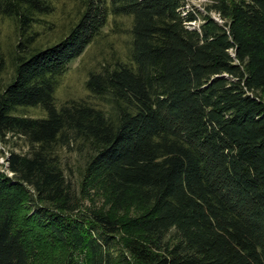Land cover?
<instances>
[{
    "label": "trees",
    "instance_id": "16d2710c",
    "mask_svg": "<svg viewBox=\"0 0 264 264\" xmlns=\"http://www.w3.org/2000/svg\"><path fill=\"white\" fill-rule=\"evenodd\" d=\"M53 3L0 0L18 37L0 83V264H29L24 221L69 244L61 264H264V0H209L206 13L80 0L64 35L37 46ZM110 21L127 58L87 86L114 111L58 105L60 76ZM70 139L92 148L79 190L62 162ZM89 186L107 197L100 211L82 207Z\"/></svg>",
    "mask_w": 264,
    "mask_h": 264
},
{
    "label": "rangeland",
    "instance_id": "374dc122",
    "mask_svg": "<svg viewBox=\"0 0 264 264\" xmlns=\"http://www.w3.org/2000/svg\"><path fill=\"white\" fill-rule=\"evenodd\" d=\"M209 0H186V8L190 10L199 9L206 13L205 5ZM80 0H54L53 13L41 16L40 21L34 23V30L38 33L35 38V45L46 46L55 42L64 35L68 27V17L74 15V10ZM212 16L221 21L216 13ZM193 26L196 23H192ZM115 22L110 21L103 28L106 37H99L88 45L85 51L76 59L72 60L64 73L59 78L56 90V101L62 105L70 100L87 101L93 105L104 107L106 111H114L113 101L103 99L96 95L87 86V80L91 72L102 73L106 67H112L117 60H125L128 55V35L123 32H114ZM16 24L10 17H0V50L4 59L2 71L0 72V83H7L14 73L13 57L17 54L18 37L15 34ZM64 31V32H63ZM25 53V52H24ZM108 97V95H107ZM28 113L37 116L43 113L40 107L30 108ZM18 140V139H17ZM17 144V143H14ZM20 145H15L17 151L27 150L24 141ZM13 145V141H11ZM5 154L9 153V147L0 144V164H6ZM92 148L88 142L82 139H70L62 150V162L70 180L76 189H80L84 173L89 161ZM5 171V167L3 168ZM7 172V171H6ZM87 187V186H85ZM90 187V186H89ZM87 188L82 194V207L88 212H97L107 206V197L92 187ZM19 217V221H21ZM24 229L28 236L30 245L29 264H61L70 250L69 244H63L49 231L42 228H35L24 221ZM119 244L114 245V249L121 251Z\"/></svg>",
    "mask_w": 264,
    "mask_h": 264
},
{
    "label": "built area",
    "instance_id": "2783aa9c",
    "mask_svg": "<svg viewBox=\"0 0 264 264\" xmlns=\"http://www.w3.org/2000/svg\"><path fill=\"white\" fill-rule=\"evenodd\" d=\"M195 23V22H194Z\"/></svg>",
    "mask_w": 264,
    "mask_h": 264
}]
</instances>
